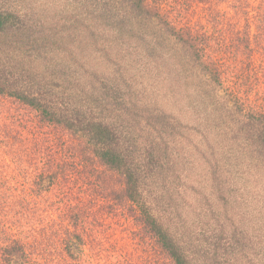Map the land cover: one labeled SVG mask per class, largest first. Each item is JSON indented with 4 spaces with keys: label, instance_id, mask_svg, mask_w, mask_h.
<instances>
[{
    "label": "trees",
    "instance_id": "obj_1",
    "mask_svg": "<svg viewBox=\"0 0 264 264\" xmlns=\"http://www.w3.org/2000/svg\"><path fill=\"white\" fill-rule=\"evenodd\" d=\"M160 9L149 0H0V98L28 106L40 125L66 130L79 142L81 156L93 157L117 175L120 187L113 196L128 204L167 264H242L241 254L249 256L254 250L258 264H264V238L257 236L258 246L253 248L251 231L256 225L245 220L247 214H258L262 225L256 231L264 230V206L251 211L249 201L242 193L236 194L233 183L219 182L220 167L216 170L208 156L215 151L200 149L203 135L213 134L207 118L213 115L225 125L233 120L228 105L220 107L217 97L224 83L223 65L212 55L215 32L178 28ZM253 14L264 22V0ZM246 38L245 48L251 49L249 34ZM134 53L140 57L135 59L140 60L137 63L143 65L136 78L146 92L143 97L133 79L124 80L128 90L123 91L104 74L111 69V75H126L138 66L127 60ZM98 57L105 63L109 60L113 68L99 70ZM195 78L200 82L191 95L205 107L211 102L215 113H207L205 119L197 120L199 126L191 127L183 125L179 117L186 99L180 100L179 94L191 92ZM163 89L166 105L156 98ZM216 110H220L218 115ZM238 112L243 114L240 108ZM112 113L115 121L110 119ZM247 119V142L242 148L254 146L250 151L256 153L254 162L264 167V110L249 113ZM207 142L210 147V139ZM195 164H205L203 173H214L215 184L207 177L201 186L184 183L200 166ZM229 174L224 170L223 176ZM50 176L49 186L56 178ZM212 187L219 196L218 211L210 207ZM228 216L241 224L242 237L233 235L235 224L230 236L224 224L213 228L210 223ZM202 218L206 229L195 230ZM77 225L73 221L62 231L63 248L70 260H79L84 245ZM232 253L239 258L231 257ZM0 259L1 264H30L31 257L27 245L15 239L0 243Z\"/></svg>",
    "mask_w": 264,
    "mask_h": 264
},
{
    "label": "rangeland",
    "instance_id": "obj_2",
    "mask_svg": "<svg viewBox=\"0 0 264 264\" xmlns=\"http://www.w3.org/2000/svg\"><path fill=\"white\" fill-rule=\"evenodd\" d=\"M149 2L161 8V14L178 28L192 33L205 30L215 32L217 40L212 43V55L223 65L224 83L217 97L220 107L222 104L228 105L229 116L233 120L225 125L219 122L220 118L214 120L213 115L211 119L207 118L205 122L213 134L203 135L200 149L211 148L215 151L209 152L208 156H212L216 170L220 167V175H217L219 182L226 180L228 185L233 183L236 194L242 193L249 201L247 206L254 212L258 206H264V167L254 162L256 153L253 155L250 152L254 146L248 145L243 149L242 144L247 142V131L244 129L247 116L251 112L264 110V22L253 14L261 0ZM248 34L252 40L251 49L245 48ZM84 55L89 56L87 52ZM138 58L136 53L127 58L133 67L138 66L124 76L123 73L117 77L111 75V69H107L110 74H104L109 75L114 86L122 87L123 91L128 90L124 80L133 79V85L139 84L135 85L136 91L143 97L146 92L138 83L141 80L136 82L143 66L137 63L140 60H135ZM97 61L99 70L104 66L112 67L109 60L105 63L98 57ZM199 82L195 78L193 91L186 90L179 94L180 100L186 98L182 101L184 114L179 115L185 126H199L198 122L205 119L207 113H215L211 102L205 107L200 100L194 99L196 95H191ZM131 94L134 95L132 98H136L134 92ZM165 94L163 89L156 98L166 105ZM239 108L243 114L238 112ZM219 113L220 110H216V115ZM110 119L116 120L115 113L110 115ZM123 123L126 124V120ZM218 123L220 126L217 128L215 125ZM238 128H242L240 133L237 132ZM206 136L210 139V147ZM189 138L193 139V136ZM78 143L66 130L40 125L36 113L28 106L11 98H0V243L20 240L27 245L30 264H60L64 261H69L68 264H167L166 256L143 233L128 204L117 202L113 196V191L120 187V178L107 171L93 157L81 156ZM198 156H201L199 152ZM214 164L211 165L213 172ZM195 165L200 166L190 172L189 180L184 179V183L201 186L207 177L211 184L214 173L204 175L205 164ZM224 170L230 171V174L223 176ZM50 175L56 178L49 186L46 183ZM214 189L212 187L210 207L213 205V209L218 211L219 196ZM231 206L232 203L230 209L233 214L236 211ZM233 217L240 220L238 216ZM250 219L257 227L262 225L258 214H247L245 220L250 222ZM73 221H78L76 229L84 239L79 260L68 259L62 244V231ZM236 222L228 216L227 219L220 218L210 223L214 225L213 228L224 224L230 236L235 224L237 229L233 235L239 237L242 229L241 224ZM205 223L206 219L202 218L194 229H206ZM256 226L251 231L253 248L258 246V238H264V230L256 231ZM254 239H257L255 246ZM254 251L249 256L241 254L242 264H258ZM232 256L239 258L236 253H232Z\"/></svg>",
    "mask_w": 264,
    "mask_h": 264
}]
</instances>
